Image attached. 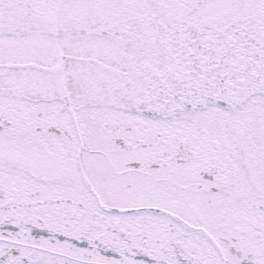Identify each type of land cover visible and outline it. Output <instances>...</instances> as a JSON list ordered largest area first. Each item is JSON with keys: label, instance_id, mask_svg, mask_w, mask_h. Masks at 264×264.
Wrapping results in <instances>:
<instances>
[{"label": "snow or ice", "instance_id": "6c2138e0", "mask_svg": "<svg viewBox=\"0 0 264 264\" xmlns=\"http://www.w3.org/2000/svg\"><path fill=\"white\" fill-rule=\"evenodd\" d=\"M0 264H264V0H0Z\"/></svg>", "mask_w": 264, "mask_h": 264}]
</instances>
